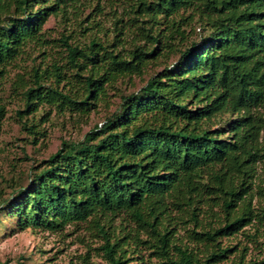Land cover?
I'll return each instance as SVG.
<instances>
[{
    "label": "trees",
    "instance_id": "obj_1",
    "mask_svg": "<svg viewBox=\"0 0 264 264\" xmlns=\"http://www.w3.org/2000/svg\"><path fill=\"white\" fill-rule=\"evenodd\" d=\"M127 1L133 47L127 39L66 43L82 94L59 89L67 79L54 62L34 69L32 85L14 83L25 98L18 115L47 107L40 124L51 110L88 116L121 80L143 77L174 52L177 60L123 97L83 141L38 163L32 182L0 210L22 231L89 224L106 264H264V0ZM78 2L0 0V125L10 71L47 44V21ZM192 34L199 38L189 42ZM30 128L45 136L35 122ZM120 218L133 226L118 238Z\"/></svg>",
    "mask_w": 264,
    "mask_h": 264
},
{
    "label": "rangeland",
    "instance_id": "obj_2",
    "mask_svg": "<svg viewBox=\"0 0 264 264\" xmlns=\"http://www.w3.org/2000/svg\"><path fill=\"white\" fill-rule=\"evenodd\" d=\"M129 3L127 0H79L66 14L53 16L47 21L43 28L47 44L31 47L23 62L10 71L1 94L5 118L0 125V209L7 207L5 203L12 202L20 190L32 182L38 163L56 154L65 142L83 141L88 133L101 126L116 111L123 97L138 92L151 76L177 60L178 53L174 52L153 64L143 77L121 80L114 90L108 91L106 100L99 104L97 110L88 116L51 110L49 121L40 124L42 115L50 111L47 107L34 115L22 118L18 115L24 110L25 98L23 90H16L14 83L23 79L28 86L32 85L34 69H45L54 62L63 67L67 79L59 89L82 94V88L77 83L80 71L69 63L66 43L85 48L95 39L105 45L127 39L126 46L133 47L134 29H130V19L136 18V15L131 12ZM196 33L200 34V29H196ZM198 38L192 34L189 42ZM176 44L180 45L179 42ZM81 74L85 76L87 72ZM67 81L72 82L74 87L66 84ZM44 84L47 87L57 86L52 79H45ZM226 119L229 116H225L224 121ZM33 122L45 133L44 137L36 139L31 134L29 129ZM17 221L10 216L9 209L0 210V264H106L100 251L104 241L89 224L67 227L62 233H51L40 229L22 231ZM113 225L118 238L133 226L128 219L122 218L115 220ZM143 256L148 257V254L143 252ZM251 257L262 256L254 251Z\"/></svg>",
    "mask_w": 264,
    "mask_h": 264
}]
</instances>
